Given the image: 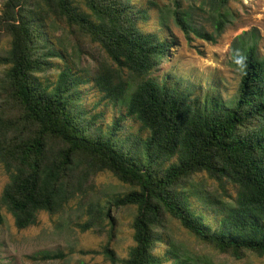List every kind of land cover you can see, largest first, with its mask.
Listing matches in <instances>:
<instances>
[{"label": "trees", "instance_id": "trees-1", "mask_svg": "<svg viewBox=\"0 0 264 264\" xmlns=\"http://www.w3.org/2000/svg\"><path fill=\"white\" fill-rule=\"evenodd\" d=\"M199 1L223 23L236 0ZM141 6L0 0L8 42L0 54V166L8 177L0 205L17 229L78 198L91 197L94 219L107 216V204L133 207V246L123 260L104 247L109 264H198L161 236L167 219L217 252L264 256V57L255 36L238 38V84L224 100L217 88L203 93L193 82L153 76L169 43L144 32L149 8ZM173 17L188 32L183 12ZM58 30L95 44L106 61L81 73L55 42ZM88 88L99 100L85 106ZM100 173L134 190L102 200L88 185Z\"/></svg>", "mask_w": 264, "mask_h": 264}, {"label": "rangeland", "instance_id": "rangeland-1", "mask_svg": "<svg viewBox=\"0 0 264 264\" xmlns=\"http://www.w3.org/2000/svg\"><path fill=\"white\" fill-rule=\"evenodd\" d=\"M130 1L131 4L149 8L148 20L141 25L144 32L159 33L169 43L168 55L163 56L160 65L152 72L153 76H170L184 84L193 82L201 86L203 93L217 88V93L225 100L228 94L234 93L238 84L239 73L232 65L234 49L239 45L238 38L243 33L252 32L256 52L259 57H264V0L230 2L227 13L222 16L223 23H220L215 11L199 0ZM173 10L183 12L188 32L176 25ZM55 37L68 61L83 74H92L100 62L106 61L104 53L86 39L75 41L61 30L55 33ZM7 47V39L0 38V54ZM98 100L99 96L88 88L82 102L87 106ZM102 108L103 105H100L99 109ZM7 182L8 177L0 166V198ZM199 182L206 189H215L204 176H200ZM88 185L102 200L134 190L108 173L98 174ZM90 204H93L90 196L75 199L60 213H39L36 223L24 229H17L12 215L0 205L3 217L0 224V264H109L103 254L104 247L119 260L125 259L133 246L131 223L135 209L107 204V216L94 219L88 214ZM160 233L179 253L197 258L198 264H264V256L250 252H244L240 259L231 253L217 252L173 220L167 219ZM164 248V245H157L155 250L158 253ZM45 255L58 257L47 260ZM165 264L171 263L168 261Z\"/></svg>", "mask_w": 264, "mask_h": 264}]
</instances>
